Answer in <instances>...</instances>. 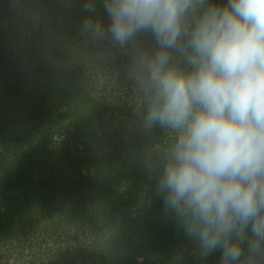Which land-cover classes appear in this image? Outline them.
<instances>
[{"label":"trees","instance_id":"trees-1","mask_svg":"<svg viewBox=\"0 0 264 264\" xmlns=\"http://www.w3.org/2000/svg\"><path fill=\"white\" fill-rule=\"evenodd\" d=\"M84 15L0 0V264H203L146 201L169 137L142 128L128 70L151 38L93 40Z\"/></svg>","mask_w":264,"mask_h":264},{"label":"clouds","instance_id":"clouds-1","mask_svg":"<svg viewBox=\"0 0 264 264\" xmlns=\"http://www.w3.org/2000/svg\"><path fill=\"white\" fill-rule=\"evenodd\" d=\"M102 14L97 12V4ZM82 29L123 49L146 131L168 134L151 165L159 198L203 264H264V0H81Z\"/></svg>","mask_w":264,"mask_h":264}]
</instances>
